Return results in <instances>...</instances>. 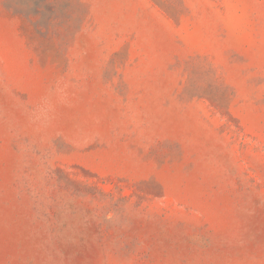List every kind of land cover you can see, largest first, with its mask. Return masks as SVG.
<instances>
[{"label":"rangeland","instance_id":"374dc122","mask_svg":"<svg viewBox=\"0 0 264 264\" xmlns=\"http://www.w3.org/2000/svg\"><path fill=\"white\" fill-rule=\"evenodd\" d=\"M0 264H264V0H0Z\"/></svg>","mask_w":264,"mask_h":264}]
</instances>
